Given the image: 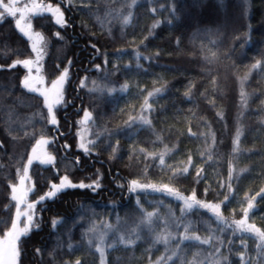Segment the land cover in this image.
I'll list each match as a JSON object with an SVG mask.
<instances>
[{
    "label": "trees",
    "instance_id": "trees-1",
    "mask_svg": "<svg viewBox=\"0 0 264 264\" xmlns=\"http://www.w3.org/2000/svg\"><path fill=\"white\" fill-rule=\"evenodd\" d=\"M42 2L64 17L32 21L47 40L44 85L68 77L53 125L44 98L23 87L27 69L12 66L33 57L29 40L13 18L0 20V237L15 216L11 188L40 138L55 162L31 166L30 201L65 176L93 187L35 206L18 264H264V240L233 223L251 200L248 223L264 232V0ZM86 112L87 152L78 139ZM132 181L220 204L224 222L150 187L133 192Z\"/></svg>",
    "mask_w": 264,
    "mask_h": 264
},
{
    "label": "snow or ice",
    "instance_id": "snow-or-ice-1",
    "mask_svg": "<svg viewBox=\"0 0 264 264\" xmlns=\"http://www.w3.org/2000/svg\"><path fill=\"white\" fill-rule=\"evenodd\" d=\"M0 9L3 10L4 14H6L7 16H10V17H17V15L19 14V18L15 20V27L24 36H26L29 40L33 39V35H30V30L32 28V24L30 22H27L28 21V14H32L33 16H37V15H41L43 13H50L52 16H54L56 18L55 22L57 24L63 25V23H64V21L62 19L63 12L61 11V9L59 7L53 8L51 4L45 6V5H41V4H37V3L33 2L31 4V6L25 4L23 7H18L17 6V0H10V2L7 4L4 3V0H0ZM127 22H128V20L126 19L125 23H127ZM26 28L28 29V31H26ZM34 35H35V42L32 45V50L34 52H37L38 58H39L40 49L37 47V44L41 43L43 41V37L39 33H35ZM33 63H34L33 60L25 59L23 61H17L16 64H14L12 66L15 67L17 64H19V65H22L23 67H25L26 69H28L29 72H31V70H32L31 66ZM66 75H67V73L65 72L63 75L60 76V78L58 80L53 81L51 83V90L50 91H48V90L40 91V95L44 98V103L47 107L48 114L51 116V123L53 125H55L57 123L55 114L53 112V105L61 103L62 85L64 83ZM33 83H39V84L43 85L44 80L41 78L38 81H33L30 77H25L23 80V87L30 92L39 91L38 88H35L32 86ZM126 89H127V85H124L122 91L126 90ZM93 90H96V89H93ZM113 91H115V89H113ZM157 91H159V89H157ZM148 95L151 96L152 93H149ZM242 95H243V93H242ZM145 105L147 107H150L147 100H145ZM90 118H91L90 114H85L86 120L90 119ZM141 121L144 124L149 123V121L147 119H144V117H141ZM45 143H46V141L41 139L37 144V148H39L41 145H43ZM236 144L237 145L239 144V133L237 134ZM81 146L83 147V150L85 152L88 151L87 147H84L83 145H81ZM37 148L32 149V159L28 160V164L31 165L33 163V160H38L39 163H41V164L51 163L53 160V157L47 156V155H44V156L37 155ZM159 162L162 165L164 164L163 156H161ZM189 163H191L190 160H189ZM187 171H188V168L185 167L182 170V173H187ZM196 175H197V177H199L200 171H197ZM26 179H27V176L25 175L19 181V184H20L19 188L15 187V186H13L11 188V191L13 193L11 199L13 201L17 202V206L15 208V222L11 223V230L6 233V238L3 240H0V264H17L16 258L19 255L18 241L22 237L27 236L29 234L32 226H33L34 213L32 210L34 209L35 205L33 203L25 204V200L27 197V190L25 189L24 185H25ZM229 179H231V175L229 176ZM73 187H79V188L83 189L85 187H93V186L92 185H85L83 183H81L79 185H74L69 181L68 177L65 176L59 185H57V184L51 185V188L53 189V191H49L47 193V196L48 197H55L57 195V193H59L63 189L73 188ZM138 187H140V188L150 187L154 191H158V192L162 191L168 195L175 196L176 199L183 201L184 207L188 211H191V209L194 206L207 209L221 223L224 222L222 214H221V210H220V204L202 203L201 201L196 199L195 194H193L191 197H184V196L180 195V193L177 192L174 188L169 187L168 185L156 187L155 185H139L137 181H132L130 190L134 192V191H136V189ZM229 189H230V186H229ZM41 199H43V197H41ZM225 199H227V197H225ZM253 199H255V197H253ZM21 206L25 207L24 211H21ZM252 208H253V203L251 200H249L247 203V207L243 209V213H244L243 219H241L239 221H233V223L235 224L237 229H239L243 232H255L261 238V240H264V232H261L260 229L255 227V225L248 223V210H250ZM153 215H154V213H146L145 222L150 224L152 222ZM22 217L25 219V223H24L23 227L20 226V221H21ZM189 227H191V225H187L185 227V232L188 231ZM184 239L185 240L199 241L201 244H207L209 242L207 239L201 240V238L199 236L185 235ZM100 242H101V244H103V236L100 237ZM157 242L158 243L159 242L167 243L168 237L165 235L157 236ZM89 243L91 244V241H89ZM103 254L104 253L101 250L100 251L101 257L103 256ZM217 264H219V262H217Z\"/></svg>",
    "mask_w": 264,
    "mask_h": 264
},
{
    "label": "rangeland",
    "instance_id": "rangeland-1",
    "mask_svg": "<svg viewBox=\"0 0 264 264\" xmlns=\"http://www.w3.org/2000/svg\"><path fill=\"white\" fill-rule=\"evenodd\" d=\"M10 2V0H4V3L5 4H7V3H9ZM33 2H35V3H37V4H41V5H49L50 3H46V2H42V0H17V6L18 7H23L25 4H27V5H29V6H31V4L33 3ZM52 5V7L53 8H56L57 6L56 5H53V4H51ZM41 15H51L50 13H43V14H41ZM4 16H7L6 14H4L3 13V10H1L0 11V20L4 17ZM38 16V15H37ZM7 17H10V16H7ZM34 17H36V16H33L32 14H28V21L27 22H30L31 24H32V21H33V18ZM54 19H55V17L54 16H52ZM11 18H13L14 20H16V19H18L19 18V14L17 15V17H11ZM128 20V22H129V20H130V18H128L127 19ZM127 22V23H128ZM26 31H28V29L26 28ZM35 33H39L42 37H43V41L41 42V43H38L37 44V47L40 49V53H39V58H38V54H37V52H34L33 50V57L31 58V60H33L34 61V63L32 64V66H31V68H32V70H31V72H29V70L27 69V74H26V77H30L33 81H38L39 79H43V76H42V65H43V60H44V58H45V54H46V49H47V40L45 39V37L43 36V34L40 32V31H38V30H36L34 27H33V24H32V28H31V30H30V35H33V39L32 40H29L28 38V40H29V42H30V46H31V49H32V45H33V43L35 42ZM38 69V70H37ZM67 73V71H64L63 73H62V75L64 74V73ZM67 75H66V77H65V80H64V83H63V85H62V95H61V101L63 100V97H64V95H63V91H64V88H65V85H66V82H67ZM60 78V77H59ZM59 78H57V79H55V80H58ZM44 80V79H43ZM54 80V81H55ZM53 82V81H52ZM52 82H50V83H45V85L43 84V85H41V84H39V83H33V87H35V88H38L39 89V91H37V92H35V93H38V94H40V91H45V90H48V91H50L51 90V83ZM57 106V104H54L53 105V112H54V108ZM50 118H51V116H50ZM89 135H90V128L88 127V124H81V126H80V130L78 131V139H79V146H80V148L81 149H83V147L81 146V145H83L84 147H86L88 144H90V141H89ZM41 139H43V140H45L46 141V143L45 144H43V145H41L39 148H37V144H38V142L41 140ZM49 143H50V139H48V138H40L36 143H35V145L33 146V148H37V155H41V156H44V155H47V156H51V157H53L52 156V154L50 153V151H49ZM32 148V149H33ZM32 149H31V152H30V154H29V157H28V159H27V161H26V164H25V166H24V169H23V171L21 172V174H20V176H19V180H18V182L16 183V184H14L13 186H15V187H17V188H19L20 187V184H19V181H20V179L23 177V176H27V179H26V181H25V185H24V187H25V189L27 190V197H26V200H25V204H27V203H32V201H30V198H31V194L33 193V191H34V185H33V180H32V178H31V175H30V170H31V166L34 164V163H38V164H41V163H39V161L38 160H33V163L31 164V165H29L28 164V160L29 159H32ZM54 162H55V158L53 157V160H52V162L51 163H47V164H42V165H51V164H54ZM72 183V182H71ZM73 184V183H72ZM81 184V183H80ZM74 185H79V184H74ZM12 186V187H13ZM73 188H79V187H73ZM143 189H145V188H140L139 187V189H137V190H143ZM12 195H13V193L11 192V197H12ZM173 198L175 199V201H177V202H179V204H180V208L182 209V210H184V203H183V201L182 200H178V199H176L175 198V196H173ZM15 202V204H16V206H17V202L16 201H14ZM200 207H197V206H194L192 209H199ZM191 209V210H192ZM25 210V207L24 206H21V211H24ZM35 207H34V209L32 210L33 211V213H34V216H35ZM167 212H169V211H167ZM169 216V215H168ZM165 220H163V223H166V222H169L168 221V219L166 220V218H164ZM171 221V223L173 222L172 221V219L170 220ZM13 222H15V216H14V219H13ZM24 223H25V219L22 217L21 218V221H20V226L21 227H23L24 226ZM33 224H34V221H33ZM113 228H111V227H107V228H105V230L103 231L104 232V234H106V236L110 233V232H112L113 230H112ZM11 230V228L9 229V230H7L6 231V233L8 232V231H10ZM6 233L3 235V236H1L0 237V240H3V239H5L6 238ZM103 234V235H104ZM101 235V234H100ZM104 239V238H103ZM21 240V239H20ZM19 240V241H20ZM19 241H18V243H19ZM18 252H19V249H18ZM17 259V264H18V262H19V255H18V257L16 258Z\"/></svg>",
    "mask_w": 264,
    "mask_h": 264
},
{
    "label": "water",
    "instance_id": "water-1",
    "mask_svg": "<svg viewBox=\"0 0 264 264\" xmlns=\"http://www.w3.org/2000/svg\"><path fill=\"white\" fill-rule=\"evenodd\" d=\"M62 19L64 20V17H62ZM55 21H56V18H55ZM85 114H90L88 112H86ZM91 116V115H90ZM90 121V119H85V115H84V119H83V122L85 124H87L88 122ZM59 185V184H57ZM53 191V189H52ZM58 194V193H57ZM55 197H48L47 194L43 196V199L39 198L37 200H35L34 202H32L35 206L36 205H39V204H44L46 201H52Z\"/></svg>",
    "mask_w": 264,
    "mask_h": 264
}]
</instances>
